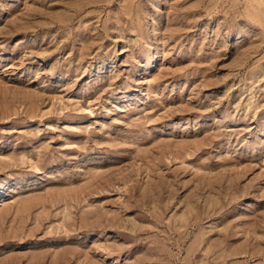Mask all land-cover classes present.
I'll list each match as a JSON object with an SVG mask.
<instances>
[{"label": "rangeland", "instance_id": "obj_1", "mask_svg": "<svg viewBox=\"0 0 264 264\" xmlns=\"http://www.w3.org/2000/svg\"><path fill=\"white\" fill-rule=\"evenodd\" d=\"M0 264H264V0H0Z\"/></svg>", "mask_w": 264, "mask_h": 264}, {"label": "bare ground", "instance_id": "obj_2", "mask_svg": "<svg viewBox=\"0 0 264 264\" xmlns=\"http://www.w3.org/2000/svg\"><path fill=\"white\" fill-rule=\"evenodd\" d=\"M155 31V30H154Z\"/></svg>", "mask_w": 264, "mask_h": 264}]
</instances>
